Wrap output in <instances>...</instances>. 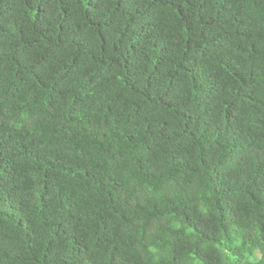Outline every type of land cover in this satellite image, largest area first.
Wrapping results in <instances>:
<instances>
[{"label": "trees", "instance_id": "trees-1", "mask_svg": "<svg viewBox=\"0 0 264 264\" xmlns=\"http://www.w3.org/2000/svg\"><path fill=\"white\" fill-rule=\"evenodd\" d=\"M0 264H264V0H0Z\"/></svg>", "mask_w": 264, "mask_h": 264}]
</instances>
